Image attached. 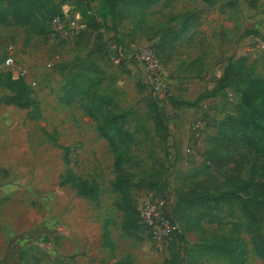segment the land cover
<instances>
[{
    "label": "rangeland",
    "instance_id": "1",
    "mask_svg": "<svg viewBox=\"0 0 264 264\" xmlns=\"http://www.w3.org/2000/svg\"><path fill=\"white\" fill-rule=\"evenodd\" d=\"M98 6L65 0L72 33L26 45L20 27L0 25V52L14 60L0 67V264H264L253 249L264 236V205L254 228L236 203L206 212L171 206L180 233L168 245L149 237L135 218L149 193L169 201L194 185L223 189L229 177L245 179L261 161L238 140L215 141L213 127L236 110L234 90L215 93L228 62L243 59L251 78L264 81V0H158L144 9L124 0L114 28L93 31L88 23ZM147 46L158 48L164 139L148 108L157 94L131 60ZM9 69L29 86L27 109L7 103ZM98 99L101 113L90 115L86 106ZM107 113L123 116L132 138L127 145L112 149L100 135ZM212 153L231 163L215 169L207 159ZM119 154L131 174L126 196L113 187ZM220 236L240 263L210 249Z\"/></svg>",
    "mask_w": 264,
    "mask_h": 264
},
{
    "label": "trees",
    "instance_id": "2",
    "mask_svg": "<svg viewBox=\"0 0 264 264\" xmlns=\"http://www.w3.org/2000/svg\"><path fill=\"white\" fill-rule=\"evenodd\" d=\"M0 25H15L24 33L25 45L33 41L34 37H46L51 32L50 21L55 15L62 14V4L65 0H1ZM98 8L89 18L88 26L93 31L104 27L113 29L119 14V6L124 0H96ZM158 0H138V5L143 9L155 4ZM109 20L111 26L106 21ZM182 32V30H181ZM100 35V34H99ZM157 50L158 48L154 46ZM8 55L0 52V62ZM4 83L9 90L7 103L20 109H27L33 104L30 89L22 75L13 77L9 70L4 72ZM251 70L243 59L236 62H228L223 68V73L218 80L217 90L232 89L240 95V102L236 105L234 114L225 115L216 125L218 137L215 139L220 144L223 142H241L248 152L260 154L261 161L253 163L251 174L245 179L239 176L229 177L227 187L223 189L209 190L198 185L179 190L174 195L173 210L176 206L181 210L194 209L206 212L223 204L236 203L244 216L247 225L254 228L261 219V207L264 205V81L251 78ZM213 92L206 93L202 97H211ZM184 103V102H182ZM186 103V102H185ZM101 99L98 103L93 100L92 106H86V111L93 115L100 112ZM192 105V104H189ZM151 119L156 128V133L162 139L168 131L167 116L163 106L159 104L158 96L153 94L148 104ZM99 123V133L108 142L112 149L119 144L127 145L131 134L123 129V116L119 114H102ZM240 133L237 137L236 134ZM225 145V144H224ZM215 169L222 170L231 163L229 157H221L212 153L208 158ZM123 155L115 158L114 168L116 180L114 190L126 196L131 174L121 168ZM258 177L255 178V175ZM172 210V215L174 213ZM136 223L149 237L151 235L140 223L137 209H135ZM173 242V241H172ZM212 250H220L233 263L241 262V255L234 254V249L228 244V238L220 236L210 247ZM255 254L264 258V236L258 235L253 243ZM122 264V262L116 263Z\"/></svg>",
    "mask_w": 264,
    "mask_h": 264
},
{
    "label": "built area",
    "instance_id": "3",
    "mask_svg": "<svg viewBox=\"0 0 264 264\" xmlns=\"http://www.w3.org/2000/svg\"><path fill=\"white\" fill-rule=\"evenodd\" d=\"M50 30L52 34L59 37H66L72 33V28L67 24L63 13L55 15L50 21ZM0 62V67L10 68L14 60L10 52ZM158 50L154 46L144 47L131 55V60L138 64L144 73L146 82L151 84L154 92L159 98L164 96V87H161V67L157 59ZM13 77H18L19 72L9 69ZM231 99V98H230ZM200 124L199 121L196 122ZM190 153V152H189ZM184 163H187L185 158ZM174 205V197L169 201L165 200L163 195L149 193L144 197L136 207L140 223L146 228L147 232L159 244L168 245L180 233V226L171 216L170 208Z\"/></svg>",
    "mask_w": 264,
    "mask_h": 264
},
{
    "label": "crops",
    "instance_id": "4",
    "mask_svg": "<svg viewBox=\"0 0 264 264\" xmlns=\"http://www.w3.org/2000/svg\"><path fill=\"white\" fill-rule=\"evenodd\" d=\"M235 92V91H234ZM236 94H237V96H236V105L240 102V95H239V93H237V92H235ZM236 111V110H235ZM235 112H229V114H234ZM226 115V114H225ZM213 124V123H212ZM217 124H218V122H217ZM216 124V125H217ZM214 129L216 128V126L215 127H213ZM215 134H217V130L215 129ZM107 246H112V243L110 242V244L109 245H107Z\"/></svg>",
    "mask_w": 264,
    "mask_h": 264
}]
</instances>
